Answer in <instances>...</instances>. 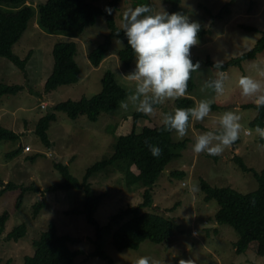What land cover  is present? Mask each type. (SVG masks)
<instances>
[{
    "label": "rangeland",
    "instance_id": "obj_1",
    "mask_svg": "<svg viewBox=\"0 0 264 264\" xmlns=\"http://www.w3.org/2000/svg\"><path fill=\"white\" fill-rule=\"evenodd\" d=\"M84 1L104 8L110 0ZM42 2L44 0H30L29 4L37 7ZM140 4H147L153 12L163 9L170 13L171 10L170 4L164 0H122L114 13V21L119 29L122 13ZM227 4L228 14L219 19L205 12L208 9L215 15ZM176 12L187 15L190 21L199 22L201 29L208 31L201 37L197 34L199 43L191 49L192 59L200 61V68L193 73L194 90L190 97L194 103L204 98L211 99V112L202 121H190L183 138L172 132V142L186 141V146L180 150V157L167 165L166 172L164 170L151 187L156 213L174 222L170 241L165 245L145 241L137 250L117 251L111 244V233H104L102 250L114 264H135L140 256H148L154 264H180V261L189 259L194 260L195 264H264V256L259 257L251 251L236 254L233 247L238 239L236 233L228 225L216 223L214 214L218 205L214 200L205 202L199 186L202 179L210 186L231 188L241 194L257 188L252 175L243 173L233 158H241L248 168L256 172L264 167L260 135L250 126L256 111L244 108L246 104H254L253 98L242 96L237 84L241 75H250L264 82V77H260L255 70L256 65H264V53L258 54L255 59L243 61L240 67H230L223 72L227 79L222 95L205 89L204 83L217 77V71L205 65L206 58L213 63L222 61L223 64L254 47L264 32V0H181ZM37 18V9H34V17L12 48L13 54L21 60L31 53L26 74L8 60L0 58V84L21 87L15 95L0 97V127L21 137L17 143L0 142V215L8 214L4 232L0 235V261L1 264H22L23 258L33 253L32 241L38 239L49 223H53L59 235L72 239L69 248L81 251L74 264H106L91 256L95 230L87 224L84 215L67 214L68 211L82 210L83 193L78 190L46 193L45 189L62 181L53 166L56 160L67 165L70 174L81 181L87 169L112 154L115 138L132 130V118L137 111L131 104L127 110L119 105L113 114H102L96 122H90L82 115L71 120L63 112H53L55 119L46 131L52 148L40 142L34 129L38 120L51 112L54 105L97 94L101 90V79L108 71L115 75L117 83L126 91V101L135 90V82L126 78L134 70L135 57L130 68L125 69L117 58V52L123 47L116 41L121 40L113 38L109 54L100 66L95 68L89 63V51L102 43L108 33L102 16L77 38L48 34L38 27ZM59 41H73L77 45L75 61L79 68L78 82L46 92L44 84L53 63L52 47ZM175 108V100L156 105L152 115L136 120V132L145 126L161 125V113L172 112ZM233 109H238L237 114L241 117L238 139L218 156L206 152L194 153L192 145L195 137L206 131H221L219 117L225 110ZM26 146H30L29 152H23ZM15 150L19 152L9 159L6 155ZM132 171L137 174L135 169L132 168ZM174 171L179 174L170 176L169 173ZM8 183L22 186L25 191L4 190ZM88 183L93 193L106 195L93 214L99 227L107 225L109 219L120 210L140 204L145 190L139 186L128 189L123 172L110 167L92 173ZM193 186L195 191L192 190ZM41 203L42 207L35 214V208ZM21 224L26 226L25 236L17 242L8 241L7 234Z\"/></svg>",
    "mask_w": 264,
    "mask_h": 264
},
{
    "label": "trees",
    "instance_id": "obj_2",
    "mask_svg": "<svg viewBox=\"0 0 264 264\" xmlns=\"http://www.w3.org/2000/svg\"><path fill=\"white\" fill-rule=\"evenodd\" d=\"M29 1L0 0V58L8 60L24 74H26L25 68L31 53L29 52L25 59L21 60L13 54L12 48L21 39L29 21L34 17V9H37V25L42 31L48 34H62L74 38L79 37L86 27L94 25L98 17H104L108 33L102 43L89 51L87 56L89 63L95 68L99 67L109 54L111 40L118 38L123 43V48L117 52L118 61L125 69L130 68L135 54L128 47L123 31H120L114 21V13L122 0H110L104 8L95 7L84 0H44L37 7L30 5ZM164 1L170 4V13H173L177 11L181 0ZM227 6L228 4L224 5L215 15H212L208 9H205V12L210 17L219 19L228 14ZM106 7L113 10L110 15L105 13L104 9ZM243 28L253 30L249 27ZM119 31V36H117L116 33ZM207 33L208 31L201 29L198 35L201 37ZM261 53H264V32L250 51L223 63L221 69L213 68L214 63L208 58H206L205 65L213 70L225 72L230 67H240L243 61L255 59ZM51 54L53 59L52 69L45 81L44 90L51 92L60 86L76 84L79 75V68L75 61L76 43L73 41H59L53 45ZM193 73H191L188 81L186 95L189 96L176 99V107L189 108L195 105L193 98L190 97L194 90ZM20 89L21 87L18 85L0 84V97L15 95ZM125 98L126 91L117 83L115 75L108 71L101 79V90L97 94L89 98H81L79 101L68 100L54 105L51 112L38 120L34 134L44 146L52 148L46 131L49 124L55 119L53 112H63L71 120H75L82 115L90 122H96L102 114H113ZM244 108H253L256 111V116L250 122V126L252 128L257 126L264 128V107L257 108L255 104H246ZM146 116L140 112L133 115L132 130L128 134L117 136L112 147V154L87 169L81 181L70 174L67 165L56 160L53 166L60 174L62 181L45 189L46 193L56 190H78L83 193L84 205L82 210L68 211L67 214L84 215L87 224L95 230L94 240H92L94 251L91 256L104 261L106 264H114V262L102 250L104 233H111V244L117 251L137 250L145 241L156 245H165L172 237L174 222L162 214L156 213L150 191L159 177L163 175V171H166L167 165L172 160L180 157V150L185 148L186 141L172 142L171 135L174 131H168L162 124L151 128L145 126L139 132H136V120L146 118ZM20 138L17 133L0 127V142L17 143ZM145 141H147V144ZM259 143L264 148V137H259ZM149 144L161 148L162 151L159 157L154 158L151 155ZM18 152V150H15L6 156L12 159ZM233 160L243 173L252 175L257 183L255 190L241 194L231 188L210 186L202 179L199 182L200 190L204 194L205 202L214 200L218 205V210L214 214L216 223L228 225L236 233L238 239L233 244L236 254L251 251L253 254L263 257L264 167L256 172L252 168H248L241 158L234 157ZM109 167L123 172L128 189L138 188L139 186L145 190L140 204L120 210L119 213L109 219L107 225L99 227L93 218V214L106 195L93 193L88 179L92 173L100 172ZM132 168L137 171V174L133 173ZM176 174H179V172L169 173L170 176ZM15 189H20L21 193L25 191L22 186L11 183L4 186V190L12 191ZM19 198L21 199V196ZM42 204L37 205L34 211L35 214L39 212L38 210L42 207ZM146 209L150 211H146ZM7 219V213L0 215V235L4 232ZM114 227L115 229H113ZM25 233L26 226L21 224L10 231L6 239L17 242L25 236ZM72 242L69 236L59 235L56 226L49 223L47 229L39 235L38 239L32 241L33 253L31 256H25L22 264H74V259L81 255V251H72L69 248Z\"/></svg>",
    "mask_w": 264,
    "mask_h": 264
},
{
    "label": "clouds",
    "instance_id": "obj_3",
    "mask_svg": "<svg viewBox=\"0 0 264 264\" xmlns=\"http://www.w3.org/2000/svg\"><path fill=\"white\" fill-rule=\"evenodd\" d=\"M106 14L112 9L106 7ZM199 22L190 21L180 12L168 13L161 9L153 12L147 4H140L122 13L120 31H123L128 47L135 54L134 70L126 76L135 82V90L126 101L120 102V108L127 110L131 104L135 111L152 115L155 106L166 100H176L185 96L192 72L200 68V61H193L191 49L199 43ZM119 32L116 33L119 36ZM117 43L123 47L121 41ZM223 67L222 61H216L213 68ZM255 70L264 77V65H256ZM226 75L217 71V77L205 81L204 88L215 95L225 91ZM241 95L252 97L257 108L264 107V82L250 75H241L237 81ZM212 100H198L193 107H176L172 112L161 113V124L168 131H175L183 138L189 129L190 121H202L211 112ZM238 109L225 110L219 117L221 131H206L195 137L192 151L196 154L206 152L211 156L220 155L239 137L241 131ZM255 131L264 137V128L257 126ZM147 144V141H145ZM151 155L159 157L161 148L148 145ZM193 191L196 190L193 186ZM135 264H154L148 256H140ZM180 264H195L192 259L182 260Z\"/></svg>",
    "mask_w": 264,
    "mask_h": 264
},
{
    "label": "built area",
    "instance_id": "obj_4",
    "mask_svg": "<svg viewBox=\"0 0 264 264\" xmlns=\"http://www.w3.org/2000/svg\"><path fill=\"white\" fill-rule=\"evenodd\" d=\"M42 107H44V106L42 105ZM30 150H31V149H30L29 146L24 147V152H29Z\"/></svg>",
    "mask_w": 264,
    "mask_h": 264
},
{
    "label": "water",
    "instance_id": "obj_5",
    "mask_svg": "<svg viewBox=\"0 0 264 264\" xmlns=\"http://www.w3.org/2000/svg\"><path fill=\"white\" fill-rule=\"evenodd\" d=\"M164 172H166V171H164Z\"/></svg>",
    "mask_w": 264,
    "mask_h": 264
},
{
    "label": "crops",
    "instance_id": "obj_6",
    "mask_svg": "<svg viewBox=\"0 0 264 264\" xmlns=\"http://www.w3.org/2000/svg\"><path fill=\"white\" fill-rule=\"evenodd\" d=\"M186 96V95H185Z\"/></svg>",
    "mask_w": 264,
    "mask_h": 264
}]
</instances>
